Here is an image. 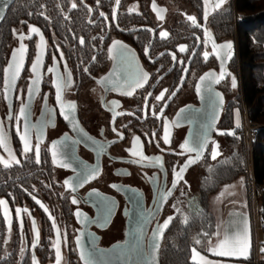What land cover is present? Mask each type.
<instances>
[{"label": "flooded vegetation", "instance_id": "af4514ba", "mask_svg": "<svg viewBox=\"0 0 264 264\" xmlns=\"http://www.w3.org/2000/svg\"><path fill=\"white\" fill-rule=\"evenodd\" d=\"M78 1L81 0H76L77 5ZM125 1L121 0L117 25L113 20L115 0L111 17L104 13L103 17L99 14L98 18L91 20L93 12H90L88 22L95 24L98 19L105 22V28L97 30L90 39V58L85 57L86 43L80 45V37L69 44L55 38L49 41L42 29L33 24L23 22L13 28L15 30L21 25L39 28L44 37V49L39 69L40 80L33 95H29L28 88L35 79L32 64L40 51L33 37L24 53L23 66L15 83L6 89L4 71L0 89V101L6 104L0 114V123L7 133L12 152L20 161L10 168L0 165L4 172V179L0 181L3 188L0 199L8 201L11 219L9 228L0 209V261L32 264V256L35 255L39 264H55L53 245L56 231L49 219L48 213H51L61 232V264H85V260L81 259L82 252L91 264H163V255L173 231L184 232L195 219L192 216L207 201L208 194H205L203 185L204 168L210 165L208 168L212 170L207 185L209 188L213 186V172L222 164L217 163L224 149L218 141L219 124L233 101L227 99V95L231 87V63L234 58L224 59L223 67L231 75L219 79L221 59L217 53L221 50L219 47L213 50V43L222 45L227 42L225 38L230 37L229 34H220L212 26V15L226 11L227 1L216 10L209 7V4L215 6V3L208 1L206 18L205 13L200 18L198 11L188 4L190 9L185 13V20L180 21L179 15L175 20L171 14L168 22L165 21L167 15L163 19L158 17V10L163 8L157 5V10H154L153 0L150 5L142 3L137 13L124 9ZM68 5L71 8L69 1ZM122 12H145L151 24L123 28L118 23ZM187 16L195 17L199 27L194 26ZM155 18L158 20L154 21ZM178 23L185 24L187 30L181 32L179 41L172 42V31ZM141 27L155 29L154 40L163 41L164 47L153 53V40L149 60L165 52L153 62H149L145 54L152 32L145 29L149 31L150 39L143 51L137 49L133 41L142 30L123 32ZM162 31L168 32L166 39L160 37ZM232 38L235 39L234 36ZM113 41H120L126 49L109 52ZM48 44L51 46L48 47ZM179 46H186V51L179 52ZM205 51L209 53L207 59L203 56ZM170 52L175 54V60ZM137 59L143 67H139ZM53 66L57 72L48 71ZM185 70L186 76L181 83ZM140 71L148 73L149 79L143 87L133 90L129 85ZM57 73L61 76L71 73L72 83L62 92L63 111H70L73 117L66 121L56 100ZM110 73L112 76L109 80L100 83ZM208 73H214V76L202 81L201 77ZM164 89L168 90L165 99L157 101L155 96ZM127 91L133 94L129 96ZM146 99L148 107H145ZM203 101H207L209 113L205 133L198 144L190 140L189 135L192 119L198 125L203 118ZM72 104L75 105L74 110L70 109ZM25 105L26 118L21 117L19 126L22 132L27 123L30 130L33 151L27 154L23 152L15 119ZM181 109L185 111L181 112ZM153 110L160 114L159 118L152 115ZM74 124L77 125L75 129ZM114 128L116 131H113ZM165 128L169 143L163 140ZM137 137L139 144L136 143ZM205 138L207 143L201 149ZM186 141L193 151L181 147ZM37 144L40 163H36L35 157ZM214 148L217 150L215 159L212 158ZM133 151L140 152L148 159L134 157ZM53 152L57 154L56 163H53ZM0 155L8 159V153L3 148H0ZM188 160L194 164L185 169L177 182L176 171ZM93 171H96V177L81 185V177ZM65 180L75 187L74 192L66 191ZM33 196L47 207L48 213L35 202ZM72 196L76 197L78 204L71 203ZM17 208H26L28 212H21L17 217ZM77 210L82 214L80 218L75 215ZM168 217H173L168 228L153 239L154 230ZM197 220L201 222V219ZM33 221L35 230L39 231L35 249L31 247L35 237ZM77 237H80L79 246ZM153 244L156 245L155 249Z\"/></svg>", "mask_w": 264, "mask_h": 264}, {"label": "trees", "instance_id": "16d2710c", "mask_svg": "<svg viewBox=\"0 0 264 264\" xmlns=\"http://www.w3.org/2000/svg\"><path fill=\"white\" fill-rule=\"evenodd\" d=\"M178 1L189 4L198 11L200 18L203 17L206 8L205 0ZM231 4L227 3L226 11L221 10L212 15V26L220 34H229L237 39L238 72L241 79L243 98L249 116L263 126L258 130L256 139L253 142L252 155L256 186L264 187V0H235L234 5ZM89 8L93 12L91 20L98 18L101 12L111 17L113 0H99V4H97V0H84L82 3L78 1L76 9L69 8L67 0H14L0 23V89L4 80L8 42L12 37L13 28L20 23H29L41 28L44 36L49 41H53L55 38L72 44L77 41L78 37H83L87 52L85 57L90 58L92 54L90 39L97 30L105 28V22L103 19H98L95 24L89 23L87 21L90 14ZM41 12L44 13L43 16L40 15ZM29 13L32 14L29 15ZM45 16L47 19H45ZM65 16L68 17L67 20ZM118 23L123 28L151 24L150 18L145 12L139 14L122 12L118 17ZM186 28L185 24L178 23L172 31V42L179 41L181 32ZM149 39V31L142 30L137 33V39L133 41L136 48L143 51ZM161 42L163 41L155 39L151 52L154 53L155 50L164 47ZM231 64L232 69L237 70L235 59L232 60ZM237 99L238 96L236 95L231 104L228 105L219 124V127L224 130V134H222L223 148L225 144L230 149L232 148L230 159L227 163H222L216 167L212 175L213 186L209 187L205 194L246 175L243 146L239 137V127H236ZM228 132H235V135H228ZM3 174V169L0 168V181L4 179ZM2 191L3 188L0 187V196ZM260 209L264 220V193L261 196ZM211 219L210 216L207 219V229L214 226V221ZM199 223L197 219H194L184 232L173 231L171 241L167 243L163 255V264H194L190 258L192 248H198L207 256H215L207 253L201 246L197 247V240L205 242L206 237H208L207 229L203 231ZM247 260L251 261L250 258ZM0 264L8 263L2 260Z\"/></svg>", "mask_w": 264, "mask_h": 264}, {"label": "snow or ice", "instance_id": "6c2138e0", "mask_svg": "<svg viewBox=\"0 0 264 264\" xmlns=\"http://www.w3.org/2000/svg\"><path fill=\"white\" fill-rule=\"evenodd\" d=\"M83 2V0H81V3ZM208 0H205V3H207ZM6 3V0H5ZM115 3L117 6H119L120 4V0H115ZM224 3H226V0H216L215 3V8L218 9L220 8ZM97 4H99V0H97ZM77 2L76 0H72L71 2V9H76L77 8ZM41 7H43V5H41ZM153 9L157 10V5L155 3V0H153ZM134 8H130L129 12L134 11ZM89 12L92 11L91 8L88 9ZM165 10L164 9H159L157 14L158 17L160 19H163V16L161 15V13H163ZM32 13H29V15H31ZM40 15H44L43 12L40 13ZM100 15L103 17L104 13L101 12ZM115 16V14H113ZM207 17V12H205V18ZM2 18V17H0ZM45 19H47V17L45 16ZM65 19L67 20L68 17L65 16ZM105 19H107V17H105ZM187 19L189 21L192 22V24L194 26L199 27V25L197 24L196 18L193 16H187ZM92 21H89V23H91ZM29 28V34L26 36L24 33H17L16 30H13V35H15L17 37V39L20 41V45L18 49H15L12 52V59L11 62L9 63L8 67L4 70L5 71V87L6 89H10L12 87V85L15 83V80L17 79V77L19 76L20 70L23 66V62H24V53L26 51V45L23 43V41L25 39H32V35H39L40 37V44L37 45V47L40 49V51L37 53L36 57H35V61L32 64V71L35 75V79L32 80L31 85L28 88V92L29 95H33L34 94V90H35V86L39 83L40 80V72L39 69L42 65V57H43V49H44V37L43 35L40 33V29L37 27H34L32 25L28 26ZM161 38L166 39L168 37V32L167 31H162L159 33ZM209 39H211V37H208ZM95 39V37L93 38ZM79 44L80 45H84L85 44V40L83 37L79 38ZM217 47H219V49L221 50V52L217 53V56L219 59H221V72H220V77L219 79H223L226 75L230 76V73H227L223 67V63H224V59H230L232 56V43L231 42H226L222 45L217 46L215 43H213V50L216 51ZM125 50L126 46L123 45L120 41H113L112 47L109 48V52H112L114 50ZM186 51V46H179V52H185ZM222 53V54H221ZM146 54H147V50H146ZM61 55V59H63V53L60 54ZM163 55V53L161 54ZM203 56L205 59H207V57L209 56V53L207 51H205L203 53ZM173 60L176 59L175 54H173ZM93 59H95V57H93ZM49 72H57V69L55 66L50 67L48 69ZM85 71H87V69H85ZM112 76V73L109 74V76H106L103 78L102 81H100V83H104V81L109 80V78ZM214 76V73H208L206 74L205 77H201V80L203 81L204 79L207 78H212ZM149 79V75L146 72H137L135 77L132 78L131 83L129 85L130 88H132L133 90L135 88H140L143 87L144 84L148 81ZM218 82V81H217ZM72 83V79H71V73H67L65 76H61L59 75V73H57V77H56V81H55V87H56V100L57 103L60 104L61 109H62V115L64 117L65 120H69L70 118H73L71 116V112H65L63 111V102H62V92L65 88L69 87ZM231 87L232 88H236L237 87V82H236V78L234 76L231 77ZM199 90V89H198ZM167 89L162 90L157 96H155V99L157 101H162L165 99V93L167 92ZM127 95L131 96L133 94L132 91H127L126 92ZM149 96H151V93L148 94ZM174 95V93H173ZM220 103L222 104V99L220 100ZM26 105L23 106L20 109V113L19 116L15 117L16 121H17V133L19 134V138L20 140L23 142V152L24 154H27L31 151H33V146L31 145V138H30V130L29 127L27 125V123H25L24 127H23V131L21 132L20 126H19V122L21 117H25L26 118ZM145 107H148L147 105V99L145 101ZM70 109L74 110L75 109V105L72 104L70 105ZM184 109H181V112H184ZM152 115L156 116L157 118H159V113L156 112L155 110L152 111ZM236 127L240 126V121H239V110H237L236 112ZM12 117H10L11 119ZM77 127L76 124L73 125V128L75 129ZM113 131H116V129L114 128ZM224 134V133H221ZM228 135H235V132H228ZM118 136L122 137V134L117 132ZM155 134H153L154 136ZM89 139H91L89 137ZM163 140L165 143H169V136L167 134V128H165V135L163 137ZM73 143H76V141H73ZM136 143L139 144V138H136ZM207 143V138L204 139V141L201 143L200 148L202 149L204 144ZM182 148H186V150L188 151H193L194 149L189 148L187 146V141L181 145ZM0 148H3L7 153H8V159H5L4 157L0 156V165H3L5 168H10L12 167L13 164H19L20 161L18 159H16L14 153L12 152L10 146H9V142H8V136L7 133L4 130V127L2 125V123H0ZM39 145L37 144L35 146V157H36V163H40V158H39ZM56 153L53 152V163H56ZM132 155L135 156H140L142 159H148L147 157H143L142 154L138 151H133ZM217 156V150L216 148L213 149L212 151V158L215 159ZM156 159H159L158 157ZM193 163L192 160H188L185 165L183 167H181L178 171H176V178H177V182L182 178V174L185 171V169L191 164ZM61 166L63 167H68L67 164H62ZM96 177V171L93 172H89L85 175H83L81 177L80 183L81 185L83 183L88 182L90 179H94ZM64 184L67 186L66 187V191L71 190V191H75V187L71 184V182L69 180H65ZM113 187H116L115 185H112ZM173 187H175V183L173 184ZM35 202L46 212L48 213V209L47 207H45V205L39 200L37 199L35 196L32 197ZM71 203L76 205L78 204V200L76 199L75 196L71 197ZM0 209L3 210V215L4 218L8 221L9 224V228L11 227V219H10V215H9V207H8V201L5 199H0ZM17 217H19L21 215V212H28V209H20L17 208L15 210ZM49 215V219L52 221V227L53 229H55L56 231V239L54 242V248H55V264H61V260H62V256H61V251H60V242H61V232L59 227L56 225L55 222V218L51 215V213H48ZM75 215L77 216V218H80L82 216V214L79 212V210L76 211ZM84 219L86 220L87 217H84ZM173 219V217H168L162 225L158 226V228L156 230H154L153 233V239H155L156 235L158 233H162L165 229L168 228L169 223L171 222V220ZM23 226L22 221H21V227ZM33 228L35 231V237L34 240L32 242L31 247L33 249L36 248L38 241H39V231L35 230V221H33ZM196 243H199V241L197 240ZM80 244V237H77V245L79 246ZM153 249L156 248V245L153 244L152 245ZM249 250H250V237H249V230H248V226L247 223L245 222V225L243 227V229L237 234V236L235 237L234 240H230L228 237H225L223 240H221L219 242V244H217V246L215 248H212L211 251L213 252L214 255L217 256H235V257H244L247 258L249 255ZM23 251V250H22ZM262 252H264V248L261 249ZM81 259L85 260V264H91V261L86 259L84 256V253H81ZM192 261L194 262V264H212V261H209L207 259H205L204 256H201L199 252H197L195 249L192 250V256H191ZM32 264H39L38 260L36 259L35 255L32 256Z\"/></svg>", "mask_w": 264, "mask_h": 264}, {"label": "rangeland", "instance_id": "374dc122", "mask_svg": "<svg viewBox=\"0 0 264 264\" xmlns=\"http://www.w3.org/2000/svg\"><path fill=\"white\" fill-rule=\"evenodd\" d=\"M70 2V6H71V2L72 0H68ZM209 1V0H208ZM164 4L163 6L159 5L158 2H156V5H159L160 8H163L165 10V12H167L168 16H166L165 21L168 22L169 21V14L172 13L174 19L176 20L175 17H177V15H179L180 17V21L185 20V13L187 11H189L190 6L188 4L182 3V2H178L176 0H164ZM232 3V0H227V3ZM148 4L149 0H126L124 3V9H130V8H134L135 10L133 12L137 13L140 12L141 10V4ZM177 3V5L175 4ZM181 3V4H180ZM232 5V4H231ZM212 4H209V7H211ZM152 8H153V3H152ZM235 15V19H236V11L234 13ZM158 20L157 18L154 19V21ZM29 26V25H28ZM28 26H19L18 28H16V32L17 33H24L26 36L29 34V28ZM33 40L35 42L36 45L40 44V37L39 35H32ZM235 37V36H234ZM217 38V37H216ZM236 38V37H235ZM227 40V42H231L232 43V56L235 59V66L237 70H232V76H234L236 78V82H237V87L236 88H232L230 87V92L229 95H227V99L231 98L234 99L235 96L240 94V86H239V76H238V67H239V56H238V43L236 44V41L234 38L227 37L225 38ZM23 43L27 46L30 43L29 39H25L23 41ZM20 45V41L17 39V37L15 35H13L12 39L9 42V46H8V51H7V59H6V68L8 67L9 63L11 62L12 59V52L15 49H18ZM51 45L48 44V47H50ZM238 102H239V96H238ZM237 102V108H236V112L238 110V105L239 103ZM6 107V104L3 101H0V114L4 111ZM2 117V116H1ZM239 121H240V117H239ZM219 136H218V141L222 144L223 143V138H222V130L219 129L218 130ZM221 135V136H220ZM232 149V148H231ZM231 149L229 147L224 146V149L222 151V156L218 159L217 163H227L230 159V152ZM224 153H228V154H224ZM244 153V150H243ZM2 156V155H0ZM245 156V153H244ZM210 165H207L204 168V190H207V185L210 183L211 180V172L212 170H209ZM247 189H248V176L247 174L244 177H239L237 178L235 181L227 184V185H221L218 187V189H216V191L212 192V193H208L207 196V201L204 202V204L202 205L201 209L198 208V213L194 214L192 217L193 218H197V219H201V222L199 223L200 228L204 231H206L207 226V219H209V216L212 217L211 220L214 221V226H212V228L210 227L209 229H207V236L205 242H201L199 240L198 246L197 247H202L203 249H205V251L211 255H213V252L211 251V249L213 248L212 243L214 241H217V237L223 233V228L226 224V218L229 214L230 210H235L238 213L241 214H245L248 217V225L250 228V216H249V212L247 209L248 206V193H247ZM207 206V207H206ZM259 208H260V203H259ZM190 214V213H189ZM243 218V216H242ZM250 231V229H249ZM251 233H250V247H251ZM198 249V248H197ZM199 250V249H198ZM264 264V262H263Z\"/></svg>", "mask_w": 264, "mask_h": 264}, {"label": "built area", "instance_id": "2783aa9c", "mask_svg": "<svg viewBox=\"0 0 264 264\" xmlns=\"http://www.w3.org/2000/svg\"><path fill=\"white\" fill-rule=\"evenodd\" d=\"M234 1L232 0V4L234 5ZM234 10V8H233ZM236 44L237 39L235 38ZM239 76V86H240V94L239 96V117H240V126H239V137L241 138V143L243 146V150L245 153V167L246 174L248 176V211L251 222L252 229V245H253V257L252 264H263L264 252L261 251L264 248V239H263V229H264V220L262 219L261 209L259 208V203L261 200V196L264 193V187H257L254 178L253 171V155H252V147L253 142L256 139L257 132L262 125L253 120L248 113L247 106L245 104L242 87H241V79Z\"/></svg>", "mask_w": 264, "mask_h": 264}, {"label": "crops", "instance_id": "0c3cea01", "mask_svg": "<svg viewBox=\"0 0 264 264\" xmlns=\"http://www.w3.org/2000/svg\"><path fill=\"white\" fill-rule=\"evenodd\" d=\"M151 1L152 0H149L148 5H150V2ZM155 2H158L159 5H161V6H163V4L165 3L164 0H155ZM209 2L216 3V0H209ZM211 7H213V10H216L215 6L212 5ZM190 12L192 13L193 11H190ZM171 14L172 13H170L169 16ZM166 15L168 16L167 12L164 11L162 13V16L164 17ZM151 16H152V14H151ZM137 61H138L139 67L140 68L143 67L141 61L139 59H137ZM247 209H248V206H247ZM242 216H243V218H242ZM225 221H226V224H225V226L223 228V233H221L217 237V241H214L212 243L213 248H215L217 246V244H219V242L221 240H223L225 237H228L230 240H234L235 237L237 236V234L243 229V227L245 225V222L247 223L248 230L250 229V231H249V237H250V233H251V242H252L251 223H250V228H249L247 215L238 213L235 210H230L229 211V214H228V216H227V218H226ZM193 249H195L197 252H199L201 256H204L205 259H207L209 261H212V264H252V257H253V245H252V243H251V247H250V250H249V255H248L247 258H244V257H235V256H231V257L225 256V257H222V256H217V255H215V256H207L206 254H204L201 251H199L197 248H192L191 249L190 258L192 256V250ZM248 258H250L251 261H248L247 260Z\"/></svg>", "mask_w": 264, "mask_h": 264}, {"label": "water", "instance_id": "95a60500", "mask_svg": "<svg viewBox=\"0 0 264 264\" xmlns=\"http://www.w3.org/2000/svg\"><path fill=\"white\" fill-rule=\"evenodd\" d=\"M14 0H6V3H5V0H0V17H2V18H0V23H1V21H2V19L4 18V16H5V13H6V11H7V9H8V7L10 6V4L13 2ZM120 4H121V0H120ZM120 4H119V6H117L116 5V3H115V5H114V10H113V14H115V16L113 15V20H114V23H115V25H117L116 24V18H117V13H118V11H119V8H120ZM145 29H147V30H150L151 32H152V36H151V40H150V42H149V44H148V46H147V48H146V50H147V54H146V51H145V54H146V57H147V60L149 61V62H153V61H155V60H157L161 55H158L156 58H154V59H152L151 61L149 60V50H150V47H151V45H152V43H153V40H154V34H155V29H151L150 27H141V28H138V29H133V30H130V31H123V32H133V31H138V30H145ZM196 49L197 48H195L194 49V51L191 53V56H190V58H189V61H188V63H187V67L186 68H188V66H189V63L191 62V60H192V58H193V55H194V53H195V51H196ZM165 52H163V54H164ZM172 55H173V52H170ZM171 70V68L169 69V71ZM168 71V72H169ZM185 76H186V70L184 71V73H183V76H182V79H181V83H182V81L184 80V78H185ZM158 82V81H157ZM156 84V83H155ZM154 84V85H155ZM153 85V86H154ZM152 88H154V87H152ZM205 97V96H204ZM203 105H202V108H203V118H202V120L200 121V123H198V125L196 124V121H193V119H192V122H193V125H192V129H191V132H190V135H189V137H190V140H192V141H194V142H197L198 144H200V142H201V139H202V137H203V134L205 133V129H206V120H207V116H208V113H209V109H208V107H207V101H206V103L203 101V103H202ZM60 109V108H59ZM61 110V109H60ZM62 112V111H61ZM62 115V114H61ZM63 116V115H62ZM66 121V120H65ZM191 164H194V162L193 163H191ZM190 164V165H191ZM189 165V166H190ZM188 166V167H189Z\"/></svg>", "mask_w": 264, "mask_h": 264}, {"label": "bare ground", "instance_id": "6f19581e", "mask_svg": "<svg viewBox=\"0 0 264 264\" xmlns=\"http://www.w3.org/2000/svg\"><path fill=\"white\" fill-rule=\"evenodd\" d=\"M263 127V126H262Z\"/></svg>", "mask_w": 264, "mask_h": 264}]
</instances>
